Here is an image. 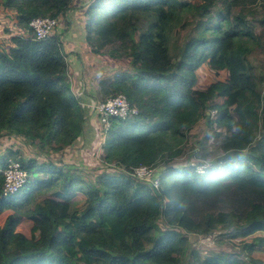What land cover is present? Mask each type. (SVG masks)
Returning a JSON list of instances; mask_svg holds the SVG:
<instances>
[{
    "label": "trees",
    "instance_id": "16d2710c",
    "mask_svg": "<svg viewBox=\"0 0 264 264\" xmlns=\"http://www.w3.org/2000/svg\"><path fill=\"white\" fill-rule=\"evenodd\" d=\"M76 6L0 0V13L16 20L0 40V137L59 152L80 140L85 118L66 95L72 85L63 42ZM82 8L76 14L86 42L130 66L99 82L101 97L123 94L137 113L111 119L98 156L114 171L95 180L12 149L0 157V264H184L188 251L191 264H264V82L251 62L264 58V0H87ZM37 17L56 19V33L32 39ZM187 27L185 42L171 43ZM203 65L216 79L200 89ZM203 120L222 129L209 130L221 155L208 149L207 135L189 138ZM194 141L188 157L201 161L175 163ZM9 160L28 176L6 195L1 171ZM140 166L154 170L157 188L135 177ZM175 184L179 210L163 195ZM217 228L227 250L204 257L183 231Z\"/></svg>",
    "mask_w": 264,
    "mask_h": 264
},
{
    "label": "rangeland",
    "instance_id": "374dc122",
    "mask_svg": "<svg viewBox=\"0 0 264 264\" xmlns=\"http://www.w3.org/2000/svg\"><path fill=\"white\" fill-rule=\"evenodd\" d=\"M76 5L78 6L72 10L68 15L70 19L71 30H69L70 26L66 29V34L64 35V51L67 56H71L73 53H79V60H81L82 66L84 68V76L80 79H75L73 76L68 75L69 81L71 82L72 88L70 94H66L70 99L74 102V112L76 117L79 116L80 110V102L75 100L78 99L76 95H79L83 100L91 99L92 102L98 103L105 99L101 97L99 93V82L101 80L110 78L114 75L116 71L128 70L130 69L129 63L127 60H113L109 58L106 53L107 48L101 50L99 53H96L94 47H91L87 42L84 41L83 27L80 24V19H78V14L83 13V4L87 0H75ZM220 6V2L218 3ZM10 13V12H8ZM8 18L4 16H0V35L3 34L4 29H12V24H15L14 15L7 14ZM57 27V26H56ZM65 26L60 24V28L64 29ZM190 28L187 27L185 30L178 28L177 33L172 37V42L174 44L181 45L185 42V38L189 33ZM56 33V30L53 31ZM70 37V41H69ZM68 38V40H67ZM75 38V40L73 39ZM81 40V42H79ZM67 45L71 46L70 49L66 47ZM252 66L254 68V72L256 75L255 80H262L264 82V58L260 55H253L251 57ZM198 83L197 86L200 89H205L216 76L213 72H211L206 65H203L197 71ZM219 80L224 79V74H221L218 77ZM72 93V94H71ZM73 95V96H72ZM82 109V108H81ZM206 120L201 121L198 125H196L189 138L195 137L196 140L202 139L204 136H208V149L212 151L213 156L221 155V150L219 149L220 138L212 137V131L218 132L222 130L218 125L205 123ZM95 131L94 135L89 139V132L86 130V137H84L81 141H76L71 147L63 150V151H55L49 148V146L42 148L40 144H30L24 140L18 138H8L5 135L0 137V157H9L8 150L12 149L13 151H20L22 156L25 158H35L38 161H45L46 158H49L51 161L55 163H60L66 166V168H77L84 175L86 179L95 180L102 173H111L114 171L111 167H105L100 161L99 156L102 153V126L99 124L98 116L94 120ZM85 126V125H84ZM210 128L212 131L209 132ZM106 139V138H105ZM104 139V141H105ZM193 139V138H192ZM191 146L195 148L192 149ZM198 144L196 141L193 142V145L186 144L184 147L185 150L178 156L174 162L179 165H186L189 163H196L197 161H201L199 158L188 157V152L191 154L194 153V149H197ZM105 168H104V167ZM164 199L167 202L173 204V207L176 210H179L182 206L183 200L179 191V187L177 184L173 185L169 190L163 191ZM74 197V196H72ZM78 198V197H74ZM72 199H69L71 201ZM4 216H0V224H2ZM86 229H90L89 227H85ZM203 227V225H201ZM20 229V226L17 227ZM183 230V229H182ZM187 235L190 243V248L192 250H196L201 254L202 257L211 253L218 251L227 250L226 246L228 243V237L223 228H217L212 232L203 234L200 230H196L193 232H187L183 230ZM234 251H237L236 246H232ZM189 251L184 257V264H191L192 258L189 257ZM243 258V257H242Z\"/></svg>",
    "mask_w": 264,
    "mask_h": 264
},
{
    "label": "built area",
    "instance_id": "2783aa9c",
    "mask_svg": "<svg viewBox=\"0 0 264 264\" xmlns=\"http://www.w3.org/2000/svg\"><path fill=\"white\" fill-rule=\"evenodd\" d=\"M57 20L49 17H37L31 20L30 27L33 30L32 39L43 40L51 36L53 30L57 26ZM96 116H98L99 124L102 126V143L106 138V133L111 128V119L124 120L130 115L136 114V110L133 109L126 96L119 94L117 96H111L107 99L96 103L94 107ZM216 114L215 111L211 113L213 117ZM204 166H199L197 172L204 173ZM4 177L3 192L6 195L14 194L19 191L27 180V172L21 166L18 161L9 160L4 169L1 171ZM154 170L140 166L135 170V177L139 180L150 181L155 188L158 187V179L153 174Z\"/></svg>",
    "mask_w": 264,
    "mask_h": 264
},
{
    "label": "crops",
    "instance_id": "0c3cea01",
    "mask_svg": "<svg viewBox=\"0 0 264 264\" xmlns=\"http://www.w3.org/2000/svg\"><path fill=\"white\" fill-rule=\"evenodd\" d=\"M4 13L10 14L7 12H1L0 16H5ZM11 26H13V24ZM83 38H84V41L86 42L85 35L83 36ZM1 39L5 40L4 33L2 35H0V40ZM73 39L75 40V38H73ZM67 40H68V38H67ZM63 41H66V40L63 39ZM69 41H70V37H69ZM79 42H81V40ZM66 47H68L69 49L71 48L70 45H67ZM69 51L71 52V49ZM78 57H79V53H74V54H71V56H67L69 74H70V76H73L75 79H79V78L81 79L84 76V68L82 66L81 60H79ZM76 97L78 98V100L80 102V105L83 109L84 118H85L84 133L80 137L79 141L83 140L84 137H86L87 135H89L88 138L91 139V136L94 135V131H95L94 120L96 119V114L94 111V107H95L96 103L92 102L91 99H89V100L84 99L83 100L81 97H79V95H76ZM86 130H88L89 134L86 133Z\"/></svg>",
    "mask_w": 264,
    "mask_h": 264
},
{
    "label": "clouds",
    "instance_id": "9594fccd",
    "mask_svg": "<svg viewBox=\"0 0 264 264\" xmlns=\"http://www.w3.org/2000/svg\"><path fill=\"white\" fill-rule=\"evenodd\" d=\"M211 117H212V116H211ZM198 167H199V166H198ZM198 167H197V168H198ZM199 174H200V173H199ZM27 176H28V174H27ZM156 178H157V177H156ZM157 179H158V178H157ZM26 181H27V180H26Z\"/></svg>",
    "mask_w": 264,
    "mask_h": 264
}]
</instances>
